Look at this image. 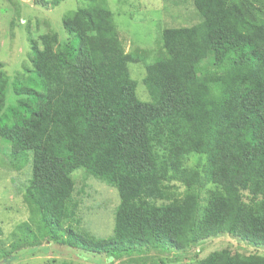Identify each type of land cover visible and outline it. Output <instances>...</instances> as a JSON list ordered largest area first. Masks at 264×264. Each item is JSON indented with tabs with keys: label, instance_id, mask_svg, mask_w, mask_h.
Listing matches in <instances>:
<instances>
[{
	"label": "trees",
	"instance_id": "trees-1",
	"mask_svg": "<svg viewBox=\"0 0 264 264\" xmlns=\"http://www.w3.org/2000/svg\"><path fill=\"white\" fill-rule=\"evenodd\" d=\"M85 1L62 18L67 41L50 33L41 49L32 43L33 72L13 84L7 106L0 64V139L11 165L31 157L29 216L10 233L12 247L45 234L112 259L223 233L264 245V0H193L200 22L163 30L145 65L150 102L137 98L128 71L141 55L125 53L106 7ZM192 156L202 161L188 166ZM80 169L118 193L109 239L72 226ZM199 264L264 258L222 250Z\"/></svg>",
	"mask_w": 264,
	"mask_h": 264
},
{
	"label": "rangeland",
	"instance_id": "rangeland-1",
	"mask_svg": "<svg viewBox=\"0 0 264 264\" xmlns=\"http://www.w3.org/2000/svg\"><path fill=\"white\" fill-rule=\"evenodd\" d=\"M113 17V22L125 53L141 55L138 63L128 66L130 78L136 83V95L141 102H150L143 79L145 65L156 60L161 32L170 28H189L200 22L193 0H98ZM52 0H0V64L7 78L5 105L14 104L13 84L24 83L33 72V46L41 49L40 36L55 33L60 43L68 40L62 18L69 12L86 6L85 0H65L51 6ZM141 52H145L140 54ZM8 145L0 139V264H199L215 252L226 250L231 255L264 258V245L242 241L238 237L220 234L201 240L186 250L170 247H144L120 257L73 249L43 234L36 241L28 239L12 247L9 235L18 224L28 220V209L22 194L31 179V160L18 169L10 164ZM192 156L188 166L201 162ZM76 203L72 226L95 239H109L114 228V213L119 204L116 189L89 176L80 169L71 174ZM178 194L184 188L178 184ZM243 201L249 202L247 194ZM109 257V258H108Z\"/></svg>",
	"mask_w": 264,
	"mask_h": 264
}]
</instances>
